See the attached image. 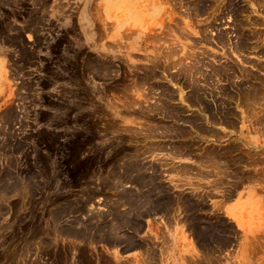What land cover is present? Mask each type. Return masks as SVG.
I'll list each match as a JSON object with an SVG mask.
<instances>
[{
	"label": "rangeland",
	"instance_id": "1",
	"mask_svg": "<svg viewBox=\"0 0 264 264\" xmlns=\"http://www.w3.org/2000/svg\"><path fill=\"white\" fill-rule=\"evenodd\" d=\"M0 264H264V0H0Z\"/></svg>",
	"mask_w": 264,
	"mask_h": 264
},
{
	"label": "bare ground",
	"instance_id": "2",
	"mask_svg": "<svg viewBox=\"0 0 264 264\" xmlns=\"http://www.w3.org/2000/svg\"><path fill=\"white\" fill-rule=\"evenodd\" d=\"M184 1V0H183ZM173 2V1H172ZM183 5V4H182ZM195 6V5H194ZM235 6V5H234ZM214 8V7H213ZM198 12V11H197ZM180 14V13H179ZM192 14V13H191ZM250 23V22H249ZM254 25V24H253ZM242 26V25H241ZM209 29V28H208ZM206 30V29H205ZM251 32V31H250ZM184 34V33H183ZM258 35V34H257ZM204 37V36H203ZM219 40V39H218ZM230 44V43H229ZM258 44V43H257ZM193 49V48H192ZM166 51V50H165ZM171 51V50H170ZM175 51V50H174ZM238 51V50H237ZM241 51V50H240ZM174 53V52H173ZM203 54V53H202ZM169 56V55H168ZM195 56V55H194ZM159 58V57H158ZM200 60V59H199ZM246 60V59H245ZM190 68V67H189ZM188 68V69H189ZM193 69V68H192ZM185 70V69H184ZM240 70V69H239ZM195 71V70H194ZM240 71H242V70H240ZM240 71H239V73H240ZM246 72V71H245ZM184 73V72H183ZM186 74V73H185ZM196 74V73H195ZM241 74V73H240ZM246 74V73H245ZM189 75V74H188ZM227 75V74H226ZM218 76V75H217ZM203 77V76H202ZM241 77V76H240ZM246 77V76H245ZM191 78V77H190ZM234 78V77H233ZM250 78V77H249ZM254 78H255V76H254ZM243 80V79H242ZM195 81H196V79H195ZM241 82V81H240ZM196 83H197V81H196ZM253 83V82H252ZM246 85H247V83H246ZM254 85V84H253ZM250 86V85H249ZM239 88V87H238ZM248 88V87H247ZM238 92V91H237ZM247 92V91H246ZM172 93V92H171ZM256 92H254L253 94H255ZM260 96H262V94L260 95ZM257 97H259V96H257ZM231 98V97H230ZM239 98V97H238ZM263 98V97H262ZM233 99V98H232ZM245 99H247L246 97H245ZM193 100V99H192ZM262 100V99H261ZM260 100V101H261ZM245 102V101H244ZM258 103V102H257ZM192 104V103H191ZM193 105V104H192ZM241 105V104H240ZM195 106H197V105H195ZM200 106V105H199ZM252 106H254V104L252 105ZM258 107V106H257ZM256 107V108H257ZM260 107V106H259ZM258 107V108H259ZM261 108V107H260ZM162 109V108H161ZM251 109V108H250ZM254 109H255V106H254ZM216 110V109H215ZM246 110V109H245ZM251 111V110H250ZM246 112V111H245ZM223 113V112H222ZM255 113H257V112H255ZM263 113V112H262ZM259 114V113H258ZM219 115V114H218ZM255 115V114H254ZM253 116V115H252ZM257 117H258V115H257ZM261 121V120H260ZM263 122V121H262ZM196 123V122H195ZM191 125V124H190ZM252 153V152H251ZM257 153V152H256ZM188 155V154H187ZM208 156V155H207ZM212 156V155H211ZM215 159V158H214ZM224 161V160H223ZM254 161V160H253ZM249 163V162H248ZM247 165V164H246Z\"/></svg>",
	"mask_w": 264,
	"mask_h": 264
}]
</instances>
